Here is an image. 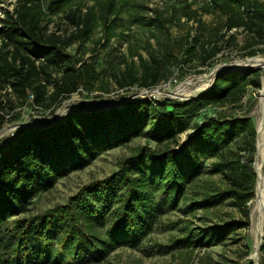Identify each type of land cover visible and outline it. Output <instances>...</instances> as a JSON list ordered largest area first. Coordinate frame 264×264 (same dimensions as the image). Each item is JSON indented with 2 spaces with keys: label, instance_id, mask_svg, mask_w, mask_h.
I'll return each mask as SVG.
<instances>
[{
  "label": "trees",
  "instance_id": "1",
  "mask_svg": "<svg viewBox=\"0 0 264 264\" xmlns=\"http://www.w3.org/2000/svg\"><path fill=\"white\" fill-rule=\"evenodd\" d=\"M81 1L48 0V7L55 12L69 8L67 18L78 28L68 37L48 32L43 22V0H15L12 9L0 8V110L4 111L7 101L12 102V94L22 99V105L31 94L34 106L50 109L81 85L90 88L86 76L95 75L94 66L84 62L90 71L81 69L77 58L67 51L76 40L89 39L98 21L93 7L85 15L72 8L73 3ZM212 1L225 14L226 30L243 28L251 34L243 45L246 55L264 51L255 47L264 42V0ZM112 5L110 1L108 8ZM109 11H104L105 23ZM137 19L144 21L143 16ZM148 20L145 23L149 29L165 26L161 17ZM226 30L217 31L214 39L211 35L200 41L203 64L212 65L225 48ZM234 38L235 33H231L227 41ZM134 53L138 50L132 56ZM169 54L159 57L152 51L148 59L139 52V67L133 58L125 60V70L113 72L118 86L157 84L170 72ZM262 74L261 67L231 71L217 75L208 90L186 99L128 100L106 109L71 111L47 126L17 129L10 140L0 144V264H88L106 256L113 247H136L151 231L153 219L160 212L155 205L157 193L172 206L185 201L189 212L229 199L244 213L245 219L232 218L216 226H189L187 234L174 241L178 248L219 243L238 228L248 226L247 202L254 197L257 182L252 119L224 113L205 114L204 119L196 121L193 118L209 105L238 104L250 85L262 87ZM4 96L8 97L5 103ZM4 120L5 113L0 111V127ZM191 123L193 130L181 141L180 133ZM143 134L161 145L139 147L122 161L115 175L89 185L91 194L82 197L73 211L62 213L71 204L61 206V211L49 209L29 218H16L59 177ZM240 137L246 144L245 159L233 147ZM208 158L213 161L205 172ZM204 173H221V187L202 190L200 177ZM189 183L193 189L190 193ZM261 250L264 252V244Z\"/></svg>",
  "mask_w": 264,
  "mask_h": 264
},
{
  "label": "rangeland",
  "instance_id": "2",
  "mask_svg": "<svg viewBox=\"0 0 264 264\" xmlns=\"http://www.w3.org/2000/svg\"><path fill=\"white\" fill-rule=\"evenodd\" d=\"M110 1L113 2L111 9L108 8ZM14 2L15 0H0V8L12 9ZM72 5V8H77L78 12L84 15L90 7H93L98 17L89 39L81 38L67 47V51L77 58L81 69L90 71L84 62L94 66L95 75L92 78L86 76L87 86L90 88L81 85L68 99L55 103L51 107H55L53 112L51 108L34 106L31 94L23 105L20 103L22 99L12 94V102L7 101L4 111L0 110L5 113V120L0 127V143L9 140L12 132L20 126H47L53 123L48 121L51 117H56L54 121L57 122L75 110L106 109L135 99L148 98L152 102H164L195 96L212 86L216 77L214 73L221 68L228 73L261 67L264 78V62L261 60L264 51L259 50L255 55H246L247 49L243 48V45L251 39V34L243 28L226 30L225 14L212 0H82ZM43 8V22L48 25V32L56 31L65 37L76 32L78 26L67 18L69 8L55 12L48 7V0H43ZM103 9L110 10L106 23L103 20L105 11ZM1 14L3 15V9H0ZM142 16L144 21L137 19ZM151 17H161L165 26L161 30L156 26L153 30L149 29L146 23ZM219 30L222 32L226 30L225 48L217 54L212 65L203 64L199 53L200 41L211 35L214 39V34ZM231 33H235L236 38L227 41ZM195 37H199L200 40L196 41ZM149 42L152 47H149ZM255 47L264 48V42ZM188 48H191L190 53L187 52ZM136 50L138 54L134 53L132 56ZM152 51L159 57L164 56L168 51L171 53L167 61L170 72L153 86L135 83L131 86L119 87L113 72L125 70V60L130 61L132 58L139 67V52L145 58L151 59ZM158 51L159 53H155ZM261 89L262 87L256 89L250 85L238 104L217 107L209 105V109L202 111L199 116L193 118V121L204 119L206 115L215 116L220 113L235 117H250L256 128L257 144ZM7 99L8 97L4 96L3 102L5 103ZM160 107L165 108L163 104ZM192 125L193 123L186 131L180 133L181 141L193 130ZM160 145L161 143L143 134L103 151L85 167L59 177L50 188L43 190L33 199L29 209L16 218H29L49 209L61 211V206L71 204L70 209L66 207L62 213H66L67 210L73 211V207L82 197L91 194L90 190L87 191V187L95 180L102 181L115 175L122 161L136 153L139 147L157 148ZM244 146L246 144L241 137L233 142L234 149L240 151L245 159L248 153ZM257 154L256 147L253 164L258 180ZM212 161V158L206 159L205 172L210 168ZM262 172L264 175V160ZM200 178L202 190H207L210 186L221 187L223 184L221 173H204ZM187 186L189 193L193 191L190 183ZM256 198L255 190L254 197L247 202L250 208L248 226L238 228L219 243L178 248L174 241L185 236L189 226H216L232 218L245 219L244 213L229 199L208 209L199 208L189 212L185 201L172 206L169 200H163L161 194L157 193L155 205L159 207L160 212L153 219L152 229L141 243L136 247L128 245L113 247L106 256L88 264H264V252L261 250L264 244V232L259 233L256 225L257 216L254 214ZM262 228L264 231V220Z\"/></svg>",
  "mask_w": 264,
  "mask_h": 264
},
{
  "label": "bare ground",
  "instance_id": "3",
  "mask_svg": "<svg viewBox=\"0 0 264 264\" xmlns=\"http://www.w3.org/2000/svg\"><path fill=\"white\" fill-rule=\"evenodd\" d=\"M255 58H257V57H255ZM261 60L264 62V57L261 58ZM215 68H217V67H215ZM262 82H263V86L261 89L262 94L259 98V104H258L260 116H259V121H258V125H257V146H256L257 147V153H258L257 154L258 155L257 169L259 171V177L257 180V189H256V197L257 198H256V203H254L255 204L254 214L257 216L256 225H257V229H258L260 234H263V232H264L263 228H262L263 220H264V175L262 172V166H263V160H264V78H263Z\"/></svg>",
  "mask_w": 264,
  "mask_h": 264
},
{
  "label": "water",
  "instance_id": "4",
  "mask_svg": "<svg viewBox=\"0 0 264 264\" xmlns=\"http://www.w3.org/2000/svg\"><path fill=\"white\" fill-rule=\"evenodd\" d=\"M223 69H224V68H221V69H219L218 71H216V72H215V76H217V75H219V74H224L225 71H223ZM55 118H56V117H55ZM55 118L51 117L50 119H48V121L54 123V122H55V121H54ZM56 120H57V119H56ZM59 120H60V119H59ZM20 127H35V126H20ZM20 127H19V128H20ZM19 128H18V129H19ZM16 130H17V129H16ZM16 130H15V131H16ZM15 131L12 132L11 137L14 135ZM10 139H11V138H10ZM10 139H9V140H10ZM7 140H8V139H7ZM7 140H5V141H7ZM5 141H4V142H5ZM4 142H2V143H4ZM2 143H0V144H2ZM256 146H257V144H256Z\"/></svg>",
  "mask_w": 264,
  "mask_h": 264
}]
</instances>
